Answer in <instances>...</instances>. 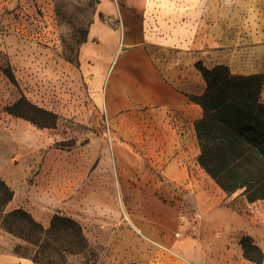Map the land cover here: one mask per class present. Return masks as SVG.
<instances>
[{"label": "crops", "instance_id": "0c3cea01", "mask_svg": "<svg viewBox=\"0 0 264 264\" xmlns=\"http://www.w3.org/2000/svg\"><path fill=\"white\" fill-rule=\"evenodd\" d=\"M206 1L97 0L80 62L97 100L122 126L99 161L103 190L95 198L129 200L133 210L126 222L111 204L94 212L109 224L102 243L113 264H264V199L249 202L204 182L196 160L203 109L189 96L206 89L196 67L212 46L209 34L203 39ZM18 194L7 210L17 209ZM45 194L38 198L54 206ZM8 236L0 229V264H39L16 255ZM245 237L259 259L245 254Z\"/></svg>", "mask_w": 264, "mask_h": 264}, {"label": "rangeland", "instance_id": "374dc122", "mask_svg": "<svg viewBox=\"0 0 264 264\" xmlns=\"http://www.w3.org/2000/svg\"><path fill=\"white\" fill-rule=\"evenodd\" d=\"M206 2L203 39L209 34L212 46L202 49L199 61L210 69L224 64L233 74L264 78V0ZM96 16L97 0H0V178L19 192L17 208L45 228L56 214L82 226L89 248L75 256L64 253L63 260L57 256L58 264H113L102 243L111 237L105 231L109 224L94 212L111 204L124 222L133 213L129 200L95 198L103 190L99 161L119 142L115 131L122 126L97 100L80 62ZM201 174L215 185L203 169ZM35 183L42 188L26 193ZM44 192L54 206L38 198ZM2 230L13 251L23 243ZM245 254L260 258L253 246Z\"/></svg>", "mask_w": 264, "mask_h": 264}, {"label": "trees", "instance_id": "16d2710c", "mask_svg": "<svg viewBox=\"0 0 264 264\" xmlns=\"http://www.w3.org/2000/svg\"><path fill=\"white\" fill-rule=\"evenodd\" d=\"M196 67L206 83L202 95L189 96L203 109L202 118L195 123L200 166L228 195L244 189L249 202L263 200V76L233 74L224 64L210 69L200 61ZM14 196L12 188L0 178V227L22 240L14 248L16 255L39 264H58L54 259L57 256L63 260L64 253L75 256L89 248L76 220L56 214L50 227L45 228L23 208L7 210ZM241 243L245 252L253 246L248 237Z\"/></svg>", "mask_w": 264, "mask_h": 264}]
</instances>
